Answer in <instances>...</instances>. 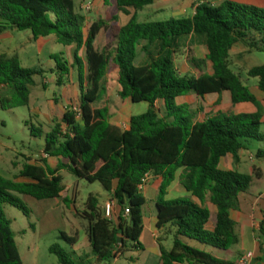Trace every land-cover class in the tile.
Instances as JSON below:
<instances>
[{"label":"trees","instance_id":"16d2710c","mask_svg":"<svg viewBox=\"0 0 264 264\" xmlns=\"http://www.w3.org/2000/svg\"><path fill=\"white\" fill-rule=\"evenodd\" d=\"M75 1L0 0V27L30 31L34 40L54 36L62 46L75 47L71 67L59 56L52 59L56 63V84H64L70 69H74L79 91L77 106L67 107L49 132L45 133L42 126H31V136L44 140L45 156L59 159L56 168L42 159L23 166L19 173L23 181L0 176V264H23L4 206L24 213L27 210L12 193L36 200H58L63 192L61 171L89 184L99 183L120 208L113 222L102 213L98 198L90 195L79 214L88 223L91 256L97 263L110 262L128 250H142L146 199L138 185L145 175H151L162 180L156 227L166 228L172 237L170 249L159 245L161 263L233 264L189 242L219 252L239 243L231 213L238 209V197L250 188L252 178L221 170L219 164L227 156L237 159L250 141H264L259 132L263 114L261 103L230 68L229 54L238 44L264 53V9L229 0L217 6L210 0H199L189 18L138 23L136 12L155 0H115L120 13H135L125 25L113 27L100 20L89 23L76 12ZM189 36L204 38L212 74L194 77L176 69V48ZM142 42L148 62L136 66L137 48ZM151 45L157 48L155 56L148 53ZM82 49L83 58L78 55ZM188 60L197 68L206 62L193 57ZM113 69L118 71L120 99L149 105L146 113L128 119L126 129L110 123L108 77ZM44 73L42 68H22L17 56L0 55V96L11 97L2 98L0 108L28 106L33 78ZM247 76L257 79L258 89L264 93V65L253 67ZM224 92L229 93L233 106L250 104L256 112H218L197 121L196 111L178 103V99L191 95L205 99ZM158 102L164 106L162 117L155 106ZM257 157L263 158L264 150H259ZM178 171L182 172L180 185L190 197L165 200ZM208 204L215 208L214 214ZM262 225L259 235L264 242ZM61 239L70 248L77 242L64 235ZM49 252L59 264H75L74 253L59 245L51 246Z\"/></svg>","mask_w":264,"mask_h":264},{"label":"rangeland","instance_id":"374dc122","mask_svg":"<svg viewBox=\"0 0 264 264\" xmlns=\"http://www.w3.org/2000/svg\"><path fill=\"white\" fill-rule=\"evenodd\" d=\"M185 1L187 0H155L152 5L136 12L137 22H163L171 18L177 20L189 18L193 15V11L190 7L182 5ZM229 1L238 4H254L258 8L264 9V4L256 3L254 0ZM198 2L199 0H192L191 7ZM210 2L213 5H219L222 0H210ZM87 5H90L89 10L85 9ZM182 8L184 11L180 12ZM75 10L86 17L89 23L100 20L113 27L125 25L135 13L133 10H130V16L120 13L115 0H76ZM9 35L10 37L2 43V50L6 52L4 56L11 58L18 55L22 68H42L45 71L43 76H35L33 78L34 83L30 87L28 106L4 110L0 108V176L20 182L22 179L19 178V173L23 166L30 161L33 162V160L39 161L40 159L34 156L40 153L44 145L43 139L31 136V126H42L45 133L50 131V125L43 120L41 115L39 116V113L46 115L48 102L54 101L58 105L54 120L56 122L60 121L62 113L65 112L67 107L77 106L79 96L74 97L77 81L75 74H72L74 69H70L71 74L64 79L68 86L66 88L68 99L66 98L64 101L61 99L62 90L56 84V63L52 59L54 56H59L62 61L65 59L67 65L71 67L73 65L74 46L64 47L57 42L54 36L34 40L30 31H10ZM144 45L145 43L142 42L137 48L136 62L139 66L146 64L148 61L147 54L142 50ZM176 49V54H174L173 58H180V61L185 56L206 61L208 54L205 40L199 36H189L181 40ZM236 50L231 53L230 64L232 70L239 74L242 80L247 78L246 72L249 66H252V64L264 65V53L253 52L254 56H252L251 61L255 63H250L239 59ZM149 52L155 56L157 54L156 46L151 45L148 48ZM78 55L83 58L84 50L82 49ZM180 61L178 67L182 69L183 66H181ZM211 71V65L207 61L199 69L200 74H209ZM117 72L114 73V70H112L108 77V103L114 113V118H122L120 122L118 121V127L120 128L122 121H126L129 116L137 117L146 113L149 105L147 103L132 104L128 100L120 99L118 96L120 86ZM247 79H249L250 85H254L257 81L252 78ZM224 95L227 99L229 98V94L225 93ZM216 97L208 96L207 99L213 100ZM2 98L11 100V97L7 94L0 96V100ZM189 101H192V99L190 98ZM221 101L222 99L220 98L217 103L220 104ZM157 107V109H160L159 116L162 117L165 112L164 106L160 103ZM201 114V117L206 119L213 114V109L208 106ZM259 132L260 135L264 136V123L261 125ZM259 150H264V141H250L244 154L257 157ZM51 163L56 168L57 161L52 159ZM247 164L250 166V163L247 162ZM181 173V171L177 173L179 183ZM59 175L62 177L63 192L58 200H36L28 196L12 193L27 212L24 213L10 205L4 206V212L10 221V229L23 264H59L56 256L50 254L49 248L53 245H59L64 250L71 252L70 246L61 239V235L73 237L74 231L82 232L88 226L87 221L78 217L77 214L79 215L84 211L85 203L90 195L98 198L100 204H103L106 200L105 195L107 193L99 183L89 184L85 180L75 178L66 171L59 172ZM142 195L144 198L146 197V194L142 193ZM108 200H110V197ZM103 212L105 213V211ZM161 237L163 242L172 240L171 234L167 232V229L162 231ZM170 244L171 248L172 241ZM189 245L209 252L204 246L194 241H190ZM86 248L85 251L87 250ZM230 250L234 251L235 247ZM126 258L115 264H131L128 257ZM143 258L142 256L140 264H143ZM72 260L75 264H86L75 257ZM103 264L114 263L110 261Z\"/></svg>","mask_w":264,"mask_h":264},{"label":"crops","instance_id":"0c3cea01","mask_svg":"<svg viewBox=\"0 0 264 264\" xmlns=\"http://www.w3.org/2000/svg\"><path fill=\"white\" fill-rule=\"evenodd\" d=\"M254 1L256 3L264 4V0H254ZM191 2L192 0H187L182 5L186 7H190L194 14V6L191 7ZM245 5L255 6L254 4H245ZM214 6H217V5H214ZM178 10H181V9H178ZM183 11L184 10L182 8V11L180 12H183ZM9 34H10L9 30L0 27V55L1 54L4 55L6 53L4 50H2V43L6 41L8 37H10ZM235 50L238 54L239 59L248 61L250 63H255L254 61H251L252 56H254L253 51H249L241 44L236 45L231 50L229 54V63H230L231 53ZM74 52H75V49H74ZM16 56L18 57V55ZM73 56H74V53H73ZM80 56L81 55H79V57ZM179 59L174 58V63H175L176 69L179 71L180 74L192 75L194 77L203 75V74H200L199 72L200 68L195 67L189 62L188 56H185L184 58H182V61H180ZM136 60H135V65L139 66L137 65ZM146 60L144 61L146 62ZM178 60L180 61L181 66H183L182 69L178 67V64H179ZM198 60H201V59H198ZM257 66H258L257 64H252V66H249L247 72L253 67H257ZM230 68L232 69L231 64H230ZM73 71L74 72L72 74H75L74 76L77 81V72L75 70ZM116 72L117 70H114V73ZM209 74H212V71ZM70 76H73V75H70ZM247 78L249 77L247 76ZM247 78L245 80H242V79L241 80L243 84L249 88L250 92L256 97V99L261 103L262 114H263L261 121L263 124L264 123V93H262L258 89L257 81L254 85H250L249 79ZM59 87L62 90L60 97L64 101L67 98L66 88H68V86L64 82V84H62ZM225 93L227 92L222 93L220 96L216 94L208 95V96H217L213 100H208L207 99L208 96H206L205 99H200L196 96L191 95L185 98L178 99V103L187 104L189 105L191 110L196 111L197 121L204 120L201 117L202 115L201 113H203L205 111V108L208 106H210V108L213 109L212 115L217 114L218 112H229V113H234V114L255 113L256 112V108L250 104H240V105L233 106L230 100V95H229V98L227 99L224 95ZM74 94H75L74 97L77 95L79 96L77 82L75 85ZM190 98L192 99V101H189ZM220 98L222 99V101L220 104H217V102L220 101ZM160 103L161 102L156 103L155 105L156 108H158L157 106ZM47 107H48L47 114L42 115L41 113H39V116L41 115L43 120L46 121V123L51 126L53 121H55L54 118L57 112L58 105H56L54 101H49L47 104ZM58 110L60 109L58 108ZM109 111H110V123L118 127L119 122L122 120V118L118 117L115 119L114 113L111 110V108ZM63 113H62V116H63ZM130 117L132 116H129L126 119V121H122V125L120 128H122L123 126H125V129L127 128V122ZM244 151H241L238 154L237 159L232 156H227L221 159L220 164H219V168L221 170L235 171L240 174L248 175L252 178L250 188L247 190V192L240 194L238 197V209L231 213V217L234 220L235 225H236L235 231L238 235L239 243L236 246H234L235 247L234 251L228 250L226 252H219V251L212 250V249H207V250L211 254L216 256L217 258L230 261L233 264H235L236 261L242 255L246 253H251L254 256L253 264H264V242L260 238V235H259V229L262 223H263L262 227L264 229V157L259 158V157H254L253 155L246 156L244 154ZM34 157L40 160L46 159L48 165L51 168H54V165L51 163L52 159L57 161V165L59 163V159L57 158L46 157L45 154L43 153V149L40 151L38 155ZM40 160L38 162H40ZM247 162L250 163V166L247 164ZM29 163L35 164L37 163V161L33 160V162L30 161ZM178 172H176L174 181L171 183V185L166 190V195L164 196L165 200H173L177 198L190 197V194H188L178 182V179H177ZM161 183H162V180L160 178H153L151 175H148L147 184L145 185L144 189L141 191L142 193L146 194V197H145L146 203L142 209L143 210V214H142L143 232L140 237V242L143 246L142 250H128L127 252L125 251L121 253L117 259H114L111 261L114 264L118 263L121 259H124V258L127 259L126 257H128V260L130 261L131 264H140L141 262L140 259L142 258V256L144 257L143 264H162L161 258H160L159 245H163L166 249H170V245H171L170 242L172 240L169 242L168 241L163 242L161 233L162 231L166 230V228H162L161 230H158L156 227V223H157L156 203H157L158 191H159V187ZM105 198L106 200L104 201V203L100 204V209L102 213H104L103 211H105V207L108 204H110L111 205V218L110 219L113 222H116L117 217L120 213V208L114 202H112L111 200H108L109 199L108 194L105 195ZM207 207L209 208L212 214L216 212L213 206L208 204ZM77 216L80 217L78 214ZM211 227L212 226L210 224L208 228L211 229ZM73 237L76 238L77 242L73 247H71V252L74 253V257L77 258V260H79L80 262H84L86 264H103V263H97L96 260L91 256V249H90V245L88 241V226L85 227L82 232L74 231ZM85 247H87L86 251H85Z\"/></svg>","mask_w":264,"mask_h":264},{"label":"built area","instance_id":"2783aa9c","mask_svg":"<svg viewBox=\"0 0 264 264\" xmlns=\"http://www.w3.org/2000/svg\"><path fill=\"white\" fill-rule=\"evenodd\" d=\"M86 10H89L90 9V5H87ZM122 129H125V126L122 127ZM147 181H148V175H145V177L143 178L142 182L140 185H138V190L139 191H142L145 187V185L147 184ZM129 211L128 210H125V214H128ZM105 216L110 218L111 216V205L108 204L106 207H105ZM253 260H254V256L253 254L251 253H246L244 255H242L237 261L235 264H253Z\"/></svg>","mask_w":264,"mask_h":264}]
</instances>
